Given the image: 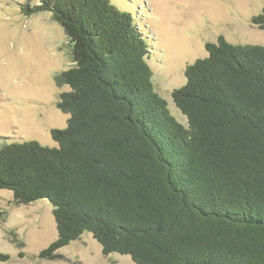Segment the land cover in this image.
<instances>
[{
	"label": "trees",
	"instance_id": "trees-1",
	"mask_svg": "<svg viewBox=\"0 0 264 264\" xmlns=\"http://www.w3.org/2000/svg\"><path fill=\"white\" fill-rule=\"evenodd\" d=\"M21 9L52 14L74 63L56 75L70 87L57 102L68 125L51 129L58 146L0 142V190L53 207L58 236L38 257L58 259L88 232L134 264H264V46L207 42L172 91L183 125L155 93L132 13L111 0ZM252 23L264 28V8Z\"/></svg>",
	"mask_w": 264,
	"mask_h": 264
},
{
	"label": "rangeland",
	"instance_id": "rangeland-1",
	"mask_svg": "<svg viewBox=\"0 0 264 264\" xmlns=\"http://www.w3.org/2000/svg\"><path fill=\"white\" fill-rule=\"evenodd\" d=\"M132 13L150 44L148 61L155 93L183 125L172 91L186 83L187 65L208 55L205 44L223 35L235 44L264 46V28L252 23L264 0H111ZM38 0H0V142L37 140L58 146L51 129L66 128L70 114L57 107L69 91L56 75L73 66L70 41L50 12L26 15L22 4ZM52 204L41 199L18 203L0 190V264H134L130 255H105L91 233L61 248L58 259L39 258L58 236ZM24 253V256H20Z\"/></svg>",
	"mask_w": 264,
	"mask_h": 264
}]
</instances>
